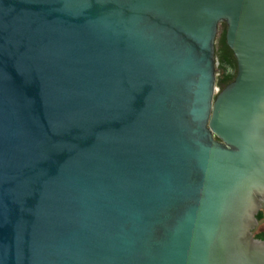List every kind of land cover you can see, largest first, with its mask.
Instances as JSON below:
<instances>
[{
  "label": "water",
  "instance_id": "obj_1",
  "mask_svg": "<svg viewBox=\"0 0 264 264\" xmlns=\"http://www.w3.org/2000/svg\"><path fill=\"white\" fill-rule=\"evenodd\" d=\"M262 209L264 0H0V264H264Z\"/></svg>",
  "mask_w": 264,
  "mask_h": 264
},
{
  "label": "flooded vegetation",
  "instance_id": "obj_2",
  "mask_svg": "<svg viewBox=\"0 0 264 264\" xmlns=\"http://www.w3.org/2000/svg\"><path fill=\"white\" fill-rule=\"evenodd\" d=\"M223 25H225V24H223ZM216 57L218 60L217 69L219 71V76L222 80H226V82H224L222 84V86L224 88L225 86L230 84L236 77V74H237L236 59H235L232 51L229 49V47H228V50L224 53V55L222 57L223 60H221L217 54H216ZM257 218H258V221H264V209L259 211ZM257 228L253 231L254 237L256 239H258L264 233V230L258 231L256 233Z\"/></svg>",
  "mask_w": 264,
  "mask_h": 264
},
{
  "label": "trees",
  "instance_id": "obj_3",
  "mask_svg": "<svg viewBox=\"0 0 264 264\" xmlns=\"http://www.w3.org/2000/svg\"><path fill=\"white\" fill-rule=\"evenodd\" d=\"M217 44H216V54L220 57L221 60H223L224 53L228 50V47L226 45V29L222 32L219 38H217ZM226 82V80H222L219 77V86L223 88L222 84ZM262 241H264V233L258 238Z\"/></svg>",
  "mask_w": 264,
  "mask_h": 264
},
{
  "label": "rangeland",
  "instance_id": "obj_4",
  "mask_svg": "<svg viewBox=\"0 0 264 264\" xmlns=\"http://www.w3.org/2000/svg\"><path fill=\"white\" fill-rule=\"evenodd\" d=\"M224 29H226V25H221L220 27V31H219V35H218V38L220 37V35L222 34V32L224 31ZM218 43V42H217ZM220 77V76H219ZM261 230H264V221H259V226L257 228V231H261Z\"/></svg>",
  "mask_w": 264,
  "mask_h": 264
}]
</instances>
